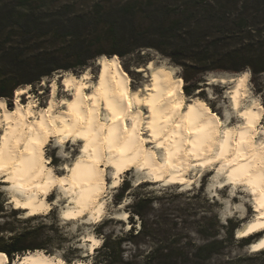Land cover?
I'll use <instances>...</instances> for the list:
<instances>
[{"label": "bare ground", "instance_id": "6f19581e", "mask_svg": "<svg viewBox=\"0 0 264 264\" xmlns=\"http://www.w3.org/2000/svg\"><path fill=\"white\" fill-rule=\"evenodd\" d=\"M97 64L96 82L87 68L79 76L71 72L64 75L72 95L62 99L63 109L55 110L56 82L46 108L36 107L32 99L27 105L22 104L20 95L27 91L25 86L16 88V104L10 109L0 98V175L10 183L13 208L26 210L29 216L48 211L47 195L56 187L67 199V205L60 210L63 219L96 220L105 212L107 168L114 170L113 184L133 167L153 182L175 181L191 188L193 170L218 162L219 174L225 173L221 181L226 180L221 185L222 192L227 185L238 188L237 185L245 184L253 195L257 213L240 229V236L261 233L251 248H264V136L256 139L264 107L252 101L240 108L246 97L249 72L228 77L212 75L209 79L234 82L230 98L243 116L241 125L235 126L231 121L223 125L218 113L203 98L188 97L183 79L174 75L173 69L148 62L139 68L145 72L147 82L135 90L117 55L99 56ZM51 137L64 147L68 138L83 142L80 156L67 166L64 175L54 172L45 155L44 147ZM143 182L146 181L138 185ZM230 196L235 199L237 194ZM258 230L261 232L256 234ZM80 240L89 242L93 249L100 238L84 233ZM7 260L0 250V264ZM14 264L90 263L82 259L67 263L35 248L18 256Z\"/></svg>", "mask_w": 264, "mask_h": 264}, {"label": "rangeland", "instance_id": "374dc122", "mask_svg": "<svg viewBox=\"0 0 264 264\" xmlns=\"http://www.w3.org/2000/svg\"><path fill=\"white\" fill-rule=\"evenodd\" d=\"M91 3L92 0H82L78 6L83 9ZM99 56L84 68L57 70L50 76H43L38 83L19 85L18 87L25 86L27 90L20 95L22 104L25 106L32 99L36 107L46 108L52 97V85L56 82L55 98L58 107L55 110L63 109L65 102L62 99L72 95V90L64 83V75L71 72L79 76L87 68L86 70L92 74V81L96 82ZM118 58L129 74L131 86L135 90L142 89L147 82L145 72L139 68L146 67L151 61L156 66L163 65L167 69H173L174 75L182 78L181 67L152 48H143ZM247 71L249 75L246 97L240 108L243 109L252 101H257L264 107V72L253 76L248 69L239 72L210 71L202 76L198 89L186 93L184 80L182 86L188 97L198 95L203 98L218 113L223 125L231 121V125L239 126L243 116L233 107L229 93L230 86H233L234 82H211L209 79L212 75L228 77ZM15 91L11 99L3 98L9 109L16 104ZM143 110L146 111L147 108ZM258 126L257 140L264 136L262 130L264 113L262 122ZM65 144L64 147L55 137H51L50 143L44 147L50 166L55 173L61 175L66 174L67 166H72L74 160L80 156L83 142L68 138ZM132 168L121 174L117 184H113V168H107L105 212L96 220L82 217L70 221L63 219L60 210L67 205V199L63 198L64 195L56 187L47 195L50 202L48 211L34 216H29L26 210H18L14 207L17 209L15 211L13 210L15 204L8 190L10 183L4 182L2 180L4 177L0 175V249L11 241V236L24 233L23 244L30 246V249L41 248L48 254L63 258L67 263L77 259L93 263L96 260L95 249L101 245L106 236H111L112 239L123 236L124 241L120 248L121 256L125 260L142 259L154 247L160 248L157 254L162 250L165 252L179 248L183 251V255L191 259L198 246L213 241L215 252L203 264H264V248L259 250L251 248V243L258 239L261 230L255 232L260 233L257 236H254V233L250 234L248 241H243L242 237L245 236H240L239 233L240 229L256 216L253 195L245 184L237 185L238 188L233 184L227 185L222 192L220 188L226 180L221 181L225 173L219 174L218 162L208 165L205 169L199 166L193 170L190 173L193 178L191 188L189 185L175 181L153 182L152 179H148L149 177H145L142 170L137 171L136 168ZM209 170L212 172L207 174ZM142 180L146 182L138 185ZM234 193L237 194L235 199L230 196ZM136 209L141 213L137 214ZM120 216L126 218H117ZM131 226L136 235L125 234ZM84 233H91L100 238L93 249L90 248L89 242L84 243L80 240ZM22 254L24 252L13 257L8 255L6 264H14V260Z\"/></svg>", "mask_w": 264, "mask_h": 264}, {"label": "trees", "instance_id": "16d2710c", "mask_svg": "<svg viewBox=\"0 0 264 264\" xmlns=\"http://www.w3.org/2000/svg\"><path fill=\"white\" fill-rule=\"evenodd\" d=\"M81 1L0 0V98L57 70L84 68L99 55L125 57L143 48L181 67L186 93L210 71L264 72V0H92L83 9ZM125 234L136 235L133 226ZM23 236H11L0 250L13 257L35 249ZM123 241L106 236L90 264H203L215 252L211 241L191 259L179 248L157 254L154 247L142 259L125 260Z\"/></svg>", "mask_w": 264, "mask_h": 264}, {"label": "snow or ice", "instance_id": "6c2138e0", "mask_svg": "<svg viewBox=\"0 0 264 264\" xmlns=\"http://www.w3.org/2000/svg\"><path fill=\"white\" fill-rule=\"evenodd\" d=\"M262 227H264V225H262ZM252 229H249V231H251ZM261 246H264V244H262Z\"/></svg>", "mask_w": 264, "mask_h": 264}]
</instances>
